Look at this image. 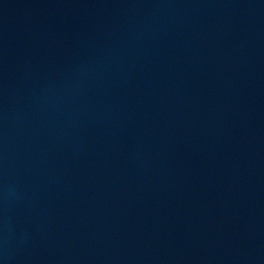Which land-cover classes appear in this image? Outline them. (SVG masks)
<instances>
[{
  "label": "water",
  "instance_id": "water-1",
  "mask_svg": "<svg viewBox=\"0 0 264 264\" xmlns=\"http://www.w3.org/2000/svg\"><path fill=\"white\" fill-rule=\"evenodd\" d=\"M0 264H264V0H0Z\"/></svg>",
  "mask_w": 264,
  "mask_h": 264
}]
</instances>
